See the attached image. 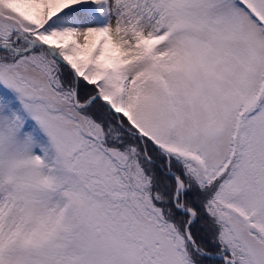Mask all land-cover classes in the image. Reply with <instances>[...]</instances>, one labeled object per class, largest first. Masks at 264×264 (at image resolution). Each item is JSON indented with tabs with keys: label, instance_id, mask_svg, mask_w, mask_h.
Masks as SVG:
<instances>
[{
	"label": "snow or ice",
	"instance_id": "snow-or-ice-1",
	"mask_svg": "<svg viewBox=\"0 0 264 264\" xmlns=\"http://www.w3.org/2000/svg\"><path fill=\"white\" fill-rule=\"evenodd\" d=\"M0 264H264V0H0Z\"/></svg>",
	"mask_w": 264,
	"mask_h": 264
}]
</instances>
